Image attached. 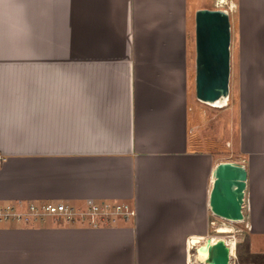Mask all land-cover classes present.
I'll return each mask as SVG.
<instances>
[{"label": "crops", "instance_id": "1", "mask_svg": "<svg viewBox=\"0 0 264 264\" xmlns=\"http://www.w3.org/2000/svg\"><path fill=\"white\" fill-rule=\"evenodd\" d=\"M225 1L0 0V208L27 212L0 218V264H198L221 160L247 170L246 230L222 238L264 264V0ZM200 7L230 17L234 159L191 133ZM42 202L76 213L26 211Z\"/></svg>", "mask_w": 264, "mask_h": 264}, {"label": "water", "instance_id": "2", "mask_svg": "<svg viewBox=\"0 0 264 264\" xmlns=\"http://www.w3.org/2000/svg\"><path fill=\"white\" fill-rule=\"evenodd\" d=\"M195 95L204 101H215L229 94L231 22L222 8L200 7L194 15ZM209 193L210 210L227 219H243L247 170L231 160L219 161L212 172ZM206 264H236L230 259V248L222 237L205 238Z\"/></svg>", "mask_w": 264, "mask_h": 264}, {"label": "rangeland", "instance_id": "3", "mask_svg": "<svg viewBox=\"0 0 264 264\" xmlns=\"http://www.w3.org/2000/svg\"><path fill=\"white\" fill-rule=\"evenodd\" d=\"M191 28L193 23L191 20ZM194 29L191 30L190 43L193 45ZM193 40V42H192ZM195 53V50H194ZM195 75V73H193ZM193 75V79H194ZM190 81V100L194 103V111L196 112L195 126L192 128V136L203 142L206 140L210 143L209 147L215 153L223 156L224 159H234L239 157L235 154V137L237 132V111H236V95L233 93L232 85L230 84L227 101L222 106L211 105L202 102L195 96L194 80ZM235 136V137H234ZM210 138V139H209ZM235 154V155H234ZM246 225L242 220H233L221 217L210 210V227L209 236H230L238 239L244 235ZM203 242V240H202ZM193 251L196 252L195 246ZM233 257V254H232ZM198 264H206L199 261Z\"/></svg>", "mask_w": 264, "mask_h": 264}, {"label": "built area", "instance_id": "4", "mask_svg": "<svg viewBox=\"0 0 264 264\" xmlns=\"http://www.w3.org/2000/svg\"><path fill=\"white\" fill-rule=\"evenodd\" d=\"M4 156L0 153V165L3 163ZM27 210L30 213H51V214H65L67 217H70L72 214L76 213L74 210V207L71 204H67L65 202H42L39 204L34 203H28L27 204ZM88 211L91 216H103V215H109V214H133L134 209L130 208L126 204H111L109 202H99V203H90L88 206ZM27 212H22L20 209L7 205L5 207L0 208V218H8L10 216H16V217H22L25 216ZM93 221V219H92ZM223 237V236H221ZM205 240L204 238L202 239ZM190 245L192 248H194L193 240L192 238H188V245ZM229 248L230 245L226 243ZM195 252V251H194ZM232 257V251L230 248V259Z\"/></svg>", "mask_w": 264, "mask_h": 264}, {"label": "bare ground", "instance_id": "5", "mask_svg": "<svg viewBox=\"0 0 264 264\" xmlns=\"http://www.w3.org/2000/svg\"><path fill=\"white\" fill-rule=\"evenodd\" d=\"M220 1H221L222 3H226L225 0H220ZM227 1H228V0H227ZM231 5H232V4H231ZM201 101H202V102H205V103H208V104H211V105L222 106L223 104L226 103V101H227V96H222V97L216 99L215 101H204V100H201ZM240 220H242V219H238V221H240ZM209 238H210V240H212L211 237H209ZM223 239H224V241H225L226 243H228L227 240H226L225 238H223ZM201 244H202V243H201ZM201 244H200L198 247H196L197 259H198V262L201 261V262H203V263H206V262H205V259H206L207 254H208V252H207V246H201ZM231 260H232V259H231Z\"/></svg>", "mask_w": 264, "mask_h": 264}]
</instances>
